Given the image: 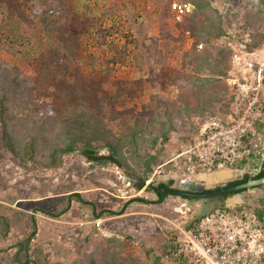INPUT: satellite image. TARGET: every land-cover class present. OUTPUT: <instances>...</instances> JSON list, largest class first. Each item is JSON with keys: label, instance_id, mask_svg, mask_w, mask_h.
<instances>
[{"label": "rangeland", "instance_id": "rangeland-1", "mask_svg": "<svg viewBox=\"0 0 264 264\" xmlns=\"http://www.w3.org/2000/svg\"><path fill=\"white\" fill-rule=\"evenodd\" d=\"M179 1L0 0V61L28 89L32 117H51L48 146L68 142L57 122L80 123V148L116 145L124 165L147 182L140 191L128 187L106 146L97 149L106 162L77 151L53 168L19 165L0 150V214L23 215L7 238L0 235V264H13L16 242L29 237L46 264H182L166 256V227L189 219L198 204L163 199L155 188L231 170L229 179L201 182L215 188L264 168V123L256 140L234 151L242 158L206 165L191 150L214 123L235 118L232 80L241 72L228 43L248 60L262 55L264 0H205L210 9L177 23L169 5ZM208 16L220 23L219 38L200 30ZM206 59L222 63L212 70ZM236 197L244 209L264 211V186Z\"/></svg>", "mask_w": 264, "mask_h": 264}, {"label": "built area", "instance_id": "built-area-1", "mask_svg": "<svg viewBox=\"0 0 264 264\" xmlns=\"http://www.w3.org/2000/svg\"><path fill=\"white\" fill-rule=\"evenodd\" d=\"M170 9L173 20L180 23L193 12L194 5L173 2ZM228 46L232 68L241 72L232 80L235 118L227 124L214 123L207 138L192 147L206 165L217 159L242 158L234 151L244 148L247 139L256 140L264 123V44L262 55L251 60L233 43ZM255 140L254 146H258ZM229 148L230 153L226 151ZM191 217L183 216L182 221L166 227L170 234L166 256L182 264H264V221L258 214L235 204L216 208L195 221H190Z\"/></svg>", "mask_w": 264, "mask_h": 264}, {"label": "trees", "instance_id": "trees-1", "mask_svg": "<svg viewBox=\"0 0 264 264\" xmlns=\"http://www.w3.org/2000/svg\"><path fill=\"white\" fill-rule=\"evenodd\" d=\"M189 1L193 2L191 4L194 5V10L188 17H185L182 22L193 15L198 14L199 11L204 10L205 8L210 9L209 3H206L205 0H184L179 2L190 3ZM169 10L171 12L170 5ZM208 21H210L211 24H203L200 30L205 32L204 34L207 36L219 38L223 34L220 23H214V21L210 20L209 16ZM187 33L192 35L191 30H188ZM198 46H200V43L196 44V47ZM231 56L232 52L229 51L230 61ZM198 58L199 57H196L195 60ZM206 62L208 67L212 66V70H215L218 65L222 63L221 60L210 61L208 59H206ZM14 70L16 71V69ZM11 73L12 72L9 71L8 67L0 61V150L4 151L10 159L19 165L40 162V164H44L48 168H53L60 165L64 155L80 151L81 154L89 161L106 162V159H97V149L106 146L112 153L114 159L120 161L123 164H128L127 160L119 153L118 150L120 148L118 149L117 146L112 143L94 145V143L90 141L85 145V147L80 148L79 145L83 141L81 135L82 133L76 132L81 131V124H78L77 122H72L69 125H62L61 123L57 122L62 130L60 133L61 137L67 138L68 142L62 140V142L59 143V138H57L58 143L56 145L48 146L49 139L47 132L49 123L51 122V117L48 115L45 117H32V102L30 99H27V97H30L31 95L26 94L28 89L26 87H22V85L19 83L20 81L17 74L14 76ZM233 96L235 95L233 94ZM218 100V97L212 99L210 101V105H213V103ZM21 101L23 105L22 108L24 109L25 113L23 117H19L16 112L18 108L17 103ZM82 129H84V127ZM43 142L46 143L45 146L42 145ZM39 160H46V162L43 163V161ZM146 169H150L149 164L146 165ZM261 177H264V168L253 176L246 174L241 179L233 181L229 185H238L247 182L248 180L258 179ZM155 190L157 189L155 188ZM74 196L78 202H83L78 193ZM162 196L163 195L160 193V197ZM137 200L144 201V199ZM2 208L3 207L0 206V209ZM263 212L258 213L260 219L264 218ZM14 213L15 215H18L16 220L19 221L22 219L21 217L23 215H21V212L14 211ZM57 215H60V213ZM15 221H12L10 217L4 213L0 214V235L3 238H7L9 231L12 228L13 222L16 225ZM31 240L32 239L29 237L16 242V251L14 252L13 256L10 257L9 263L46 264V262L42 263L39 261L38 255H34V251L31 248Z\"/></svg>", "mask_w": 264, "mask_h": 264}, {"label": "water", "instance_id": "water-1", "mask_svg": "<svg viewBox=\"0 0 264 264\" xmlns=\"http://www.w3.org/2000/svg\"><path fill=\"white\" fill-rule=\"evenodd\" d=\"M115 163L120 167L122 172L125 175V184L128 187L136 188L139 191L143 188L147 187V182L138 177L136 174L130 171V169L121 163L118 160H114ZM233 182V181H230ZM211 185H206L204 183H199L194 180H181L179 184V194H184L186 196H191L193 198H197L196 200H190L188 204H194L197 203V210L192 215L190 221H195L205 215L206 213L216 209L220 208L223 206H227L228 199H232L233 197H236L240 195L241 193L263 187L264 186V177L258 178V179H251L248 180L247 182L231 186V187H226V184L220 185L221 189L209 194H202L206 189H211L209 187ZM193 191H197L198 193L193 194ZM225 195H228L227 197H224ZM176 196V195H174Z\"/></svg>", "mask_w": 264, "mask_h": 264}, {"label": "flooded vegetation", "instance_id": "flooded-vegetation-1", "mask_svg": "<svg viewBox=\"0 0 264 264\" xmlns=\"http://www.w3.org/2000/svg\"><path fill=\"white\" fill-rule=\"evenodd\" d=\"M231 182H229L228 184H226V187H231L229 184H230ZM233 186H235V185H233ZM156 189L157 190H155L156 191V194H158L159 196H160V193L163 195L161 198H166V197H168V196H170V195H180V196H182V197H184V198H186V199H189V200H196L195 198H193V197H191V196H186V195H184V194H179V189H175V188H173L172 187V185L171 184H169V183H164V182H162V183H160L157 187H156ZM221 189V187L220 186H218V187H215V188H211V189H206V190H204L203 192H201L202 194H209V193H212V192H215V191H218V190H220ZM193 194H196V193H198L197 191H193L192 192ZM228 195H225L224 197H227ZM229 197V196H228Z\"/></svg>", "mask_w": 264, "mask_h": 264}, {"label": "bare ground", "instance_id": "bare-ground-1", "mask_svg": "<svg viewBox=\"0 0 264 264\" xmlns=\"http://www.w3.org/2000/svg\"><path fill=\"white\" fill-rule=\"evenodd\" d=\"M233 172L231 170H223L216 173H203L200 172L196 174L195 179L196 182H207V183H215L219 181H224L226 179H229L232 176ZM195 181V180H194ZM238 197H235L234 199L230 200V205H235L238 202ZM186 214V213H185Z\"/></svg>", "mask_w": 264, "mask_h": 264}]
</instances>
